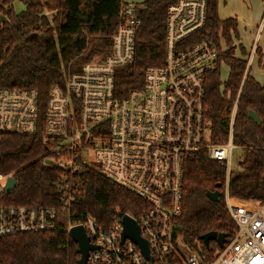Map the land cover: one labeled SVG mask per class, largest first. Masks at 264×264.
Here are the masks:
<instances>
[{"label": "built area", "instance_id": "2783aa9c", "mask_svg": "<svg viewBox=\"0 0 264 264\" xmlns=\"http://www.w3.org/2000/svg\"><path fill=\"white\" fill-rule=\"evenodd\" d=\"M120 19L110 54L84 64L49 93L44 163L64 170L59 205L7 203L13 191L6 189L8 179L15 177L0 173V237L57 229L70 234L72 227L82 226L94 246L87 264H264V200L238 205L229 194L236 104L228 140L210 144L209 139L206 75L218 69L226 48L214 38L182 45L204 28L207 1L178 0L169 7L164 62L148 67L143 87L125 96L117 94L116 71L134 60L140 25L134 4H123ZM39 113L36 89L0 87V135L35 134ZM204 146L210 159L226 164L224 197L236 226L223 247L209 251L203 240L181 242L175 227L183 211L185 158ZM85 167L99 168L143 199L146 207L136 216L116 208L105 226L90 213L73 211ZM125 216L135 220L147 253L140 244L123 239Z\"/></svg>", "mask_w": 264, "mask_h": 264}, {"label": "trees", "instance_id": "16d2710c", "mask_svg": "<svg viewBox=\"0 0 264 264\" xmlns=\"http://www.w3.org/2000/svg\"><path fill=\"white\" fill-rule=\"evenodd\" d=\"M178 0H144L134 4L140 25L135 37L134 60L116 71V91L125 96L144 84L146 69L160 66L166 52V26L169 7ZM207 1V19L202 30L182 43L191 45L214 38L226 48L216 71L206 75L205 116L210 125V144L228 140L232 110L236 104L233 143L242 148L239 169L229 176L233 199L264 200V81L248 69L249 51L241 43L239 22L221 19L219 0ZM264 1V0H263ZM21 2L24 9L15 10ZM123 0H0V87L36 89L39 94L38 130L29 136L0 135V173L12 174L18 181L7 203L26 206H58L59 180L64 170L46 165L43 143L44 113L50 90L64 85L67 77L97 57L106 58L112 36L121 24ZM258 63L264 68L262 50ZM229 67L226 80L221 66ZM254 111L262 120L249 118ZM182 208L176 219L186 242L211 231L226 234L230 240L235 223L225 203L226 164L208 157L206 146L190 153L184 161ZM81 186L73 211L90 213L106 225L113 211L138 215L146 203L133 191L106 177L97 167H85L79 174ZM220 191L219 201L207 197ZM216 240L209 250H218ZM78 245L66 230L28 232L0 237V264H78Z\"/></svg>", "mask_w": 264, "mask_h": 264}, {"label": "water", "instance_id": "95a60500", "mask_svg": "<svg viewBox=\"0 0 264 264\" xmlns=\"http://www.w3.org/2000/svg\"><path fill=\"white\" fill-rule=\"evenodd\" d=\"M249 118L254 120L256 123H262L261 118L254 112H249ZM17 186V180L15 178H9L8 184L6 186L7 190H14ZM222 196V192L220 191H209L207 192V197L213 201L217 202L220 200ZM125 231L123 234V239L129 238L133 240L135 243L140 244L143 250L147 253V243L140 237L138 226L135 220L129 216H125L124 218ZM176 229L181 231L182 227L179 225H175ZM70 236L74 240V242L78 245V253L80 254V259L78 260V264H87V259L89 253L94 246L90 243L89 238L82 226H74L70 230ZM201 239L204 241L205 245L208 246L210 241L216 240L220 247H223L225 242L227 241V236L224 233H217L214 231L208 232L204 234Z\"/></svg>", "mask_w": 264, "mask_h": 264}, {"label": "rangeland", "instance_id": "374dc122", "mask_svg": "<svg viewBox=\"0 0 264 264\" xmlns=\"http://www.w3.org/2000/svg\"><path fill=\"white\" fill-rule=\"evenodd\" d=\"M143 0H123V2H129L132 4H137V3H141ZM245 2V4L243 3ZM251 3V2H250ZM249 0H219V4H220V9H219V16L221 18H228V17H234L235 13H238V10H240V14H239V18L240 21L242 22V24H250L251 20L254 18L253 14L255 15V17H257L258 13H259V9L256 8L255 4H250ZM15 10L16 11H20L24 9V5L21 2H16L15 5ZM261 10V8H260ZM262 11H260V15H261ZM241 15V16H240ZM257 19V18H256ZM240 22V25H241ZM242 28V26H241ZM249 29V27H248ZM247 29V30H248ZM243 31V29H242ZM243 37L245 36V31H243ZM264 35V33H263ZM244 42L246 44H248L249 42L245 41ZM253 73L256 77L261 79V72L259 70V68L257 67V65L253 66ZM229 75V68L227 65H223L222 69H221V78L222 80H226L228 78ZM243 157V150L240 147H235V149L233 150L232 153V157H231V163H232V169L233 170H237L239 169V163L242 160ZM251 201V200H250ZM233 202L235 204L238 205H247L248 201L245 200H239V199H233ZM177 236L178 239H180L181 242H185L186 241V237L184 235V232H180L177 231Z\"/></svg>", "mask_w": 264, "mask_h": 264}, {"label": "crops", "instance_id": "0c3cea01", "mask_svg": "<svg viewBox=\"0 0 264 264\" xmlns=\"http://www.w3.org/2000/svg\"><path fill=\"white\" fill-rule=\"evenodd\" d=\"M126 3H129V2H126ZM243 3L245 4V2H243ZM249 3L252 5L255 4L256 8L259 9V13H258L257 17H255V15L253 14L254 18L251 20L250 24H244V25L242 24V22L240 21V18L238 17L240 14V10H238V13H235L234 17H228V18H235L239 22L240 39L237 40L234 43V45H238L241 43L244 47H246V49L249 51L248 69H250V67H251V74L254 75L252 68L254 65H257V67L259 68V70L261 72V75H260L261 79L256 77L255 75L254 76L256 79L263 82L264 81V68L261 65H259V63H258V57L256 56V49H257V47H259L262 50V53L264 56V35H263V33H264V1L263 0H249ZM260 8H261V10H260ZM219 9H220V4H219ZM260 11H262L261 15H260ZM221 19H224V18H221ZM240 22H241V25H240ZM241 26H242V28H241ZM248 27H249V29H248ZM242 29H243V31H245L244 37H243L244 32L242 31ZM244 40L249 42V43L246 44L244 42ZM252 53H253V57L249 63V58H250ZM223 65H222V67H223Z\"/></svg>", "mask_w": 264, "mask_h": 264}]
</instances>
